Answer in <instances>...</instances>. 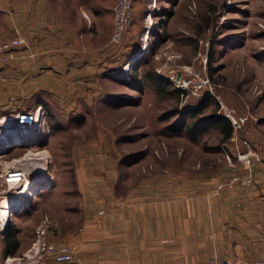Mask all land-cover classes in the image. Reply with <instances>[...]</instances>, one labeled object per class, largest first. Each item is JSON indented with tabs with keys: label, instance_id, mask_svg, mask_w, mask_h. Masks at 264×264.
Instances as JSON below:
<instances>
[{
	"label": "rangeland",
	"instance_id": "374dc122",
	"mask_svg": "<svg viewBox=\"0 0 264 264\" xmlns=\"http://www.w3.org/2000/svg\"><path fill=\"white\" fill-rule=\"evenodd\" d=\"M170 7L163 0L135 2L132 24L123 43L115 47L111 45L113 14L111 53L105 55L104 64L101 55L90 54L94 66L90 64L88 85L75 83L76 79L52 84L54 75L49 73L44 83L31 86L30 93L22 85L14 91L6 73L0 72V136L9 132L11 141L9 148L2 145L0 149V210L5 197L15 196L24 183L5 184L7 174L18 170H24L28 179L46 171L50 175L30 199L36 192L52 188L54 181L64 193L59 198L65 200V208H76L81 194L74 190L81 186L79 163L84 158H90V216L103 206L114 209L129 202L149 188L151 180L158 185L159 195L170 177L179 180L176 185L182 181L210 183L214 191L211 201L220 198V192H228L224 203L231 200L235 185L244 190L254 185L253 162L264 158V0H179L168 17L162 9ZM136 64L145 81L141 89L131 81V67ZM83 71L73 70L72 74ZM63 74L72 76L70 71ZM149 76L159 85L149 84ZM179 81L189 83L184 96L171 94L182 90ZM198 91L210 100L202 118L224 117L228 110L234 111L240 127L229 141L215 128L195 138L171 132L179 118L176 114L200 102ZM23 112L40 116L26 138L17 118L6 125L8 116ZM12 133L22 136L20 143ZM245 155L252 156L250 164L241 160ZM244 199L229 201L228 206ZM47 204V208L52 205ZM27 205L12 212L13 226L22 224ZM70 213L77 222L79 214ZM48 219L40 226H45L47 242L52 231ZM10 220L0 222V237ZM222 231L225 237L229 228ZM61 246L77 258L68 245ZM33 247L18 261L0 264L52 260L36 256Z\"/></svg>",
	"mask_w": 264,
	"mask_h": 264
},
{
	"label": "crops",
	"instance_id": "0c3cea01",
	"mask_svg": "<svg viewBox=\"0 0 264 264\" xmlns=\"http://www.w3.org/2000/svg\"><path fill=\"white\" fill-rule=\"evenodd\" d=\"M114 3L115 0H0V43L18 37L25 41L17 50L18 60L0 67V72H5L12 82V89L22 85L30 93L31 86L44 83L49 73L54 75L52 84L72 79L90 84L93 54L101 55L103 63L105 55L111 53ZM67 70L70 78L63 76ZM73 70L84 71L75 75ZM262 159L260 163L253 162L254 185L246 190L235 185L226 204L223 198L228 192H220V198L211 201L214 191L210 183L182 181V185H176L179 180L170 177L160 195L158 185L151 180L149 188L134 199L114 209L103 206L92 216L90 158L81 159V186L74 190L81 199L76 201V208H65V200L59 198L64 193L54 181L49 190L36 192L29 206L24 207L22 224L13 226L10 220L5 235H1L0 262H15L31 253L37 230L46 218L51 220L52 229L47 234L48 241L68 245L80 264H209L213 258L264 260ZM240 197L245 198L244 202L228 206L229 201L236 203ZM47 202L52 204L48 208ZM69 212L79 214L77 222L72 221ZM227 228L224 237L222 229ZM12 230L19 247L8 251L5 238ZM35 264L57 263L46 258Z\"/></svg>",
	"mask_w": 264,
	"mask_h": 264
},
{
	"label": "built area",
	"instance_id": "2783aa9c",
	"mask_svg": "<svg viewBox=\"0 0 264 264\" xmlns=\"http://www.w3.org/2000/svg\"><path fill=\"white\" fill-rule=\"evenodd\" d=\"M133 5L134 0H117L114 8L113 14L115 16V30L114 35L111 41L112 47L119 46L123 43L125 39V35L129 30L130 25L132 24L133 19ZM25 41L22 37H18L17 39L11 41H5L0 43V66H4L10 62L16 60L17 57V50L18 48L24 45ZM178 87L182 89L183 92L187 91L189 88V83L186 81H179ZM199 95V100L201 101L203 97L206 95L204 93L197 92ZM234 111L228 110L225 114V117L232 122V125L235 128H239L240 124L234 119ZM17 124L21 129L25 127L26 129L23 130L24 132L29 131L33 123H38L40 116L38 114L34 115L29 112H23L16 116ZM29 127V128H28ZM33 129V128H31ZM22 131V132H23ZM252 156L245 155L241 158L242 161L246 162L247 164L251 163ZM19 174V181L17 184L23 183L27 180V174L24 170H18ZM12 175V172L7 174ZM9 177L5 179V184H12V182H7ZM52 182V181H51ZM16 184V183H14ZM50 186V182L48 184ZM44 224L46 225L47 222L45 221ZM37 241L34 244L33 252L35 255L40 256H50L52 257L57 264H80L78 260L74 257L71 250L65 246H58L56 244H52L47 242L45 238V226L43 225L37 230ZM209 264H264V260H255L252 262H239V261H231V260H219L218 258H213Z\"/></svg>",
	"mask_w": 264,
	"mask_h": 264
},
{
	"label": "trees",
	"instance_id": "16d2710c",
	"mask_svg": "<svg viewBox=\"0 0 264 264\" xmlns=\"http://www.w3.org/2000/svg\"><path fill=\"white\" fill-rule=\"evenodd\" d=\"M136 1L141 2L142 0H134V3ZM163 1H166L171 5L169 9H165V8L162 9L164 10V12H166L168 17H171L172 9L177 5L179 0H163ZM142 65L143 63L141 64V66ZM148 79H149L148 80L149 84L159 85L156 81V78H154L153 76H149ZM131 81L133 82V84L137 86L136 89H141V86L145 82L138 72L137 64L131 67ZM158 91L162 93L163 89L161 88ZM184 93L185 92H183L182 90L171 91V94H176L177 96L180 95L184 96ZM209 108H210L209 98H203L194 108L190 109L189 111L185 113L184 112L177 113L176 115H179V118L175 126L170 128L171 132L176 134H186L191 138H195L205 134L207 131H209V129L215 128L222 135L223 137L222 139L224 141H229L233 137V133H234V127L232 125V122L229 119H227L225 116L223 117L218 115H212V116H208V118L206 117L202 118V116L205 115V112L209 110ZM189 120H191L192 122L188 123ZM15 237L16 235L13 233V230L10 231V233L6 236L5 241L8 247V251L9 248L17 249L19 247V243Z\"/></svg>",
	"mask_w": 264,
	"mask_h": 264
},
{
	"label": "bare ground",
	"instance_id": "6f19581e",
	"mask_svg": "<svg viewBox=\"0 0 264 264\" xmlns=\"http://www.w3.org/2000/svg\"><path fill=\"white\" fill-rule=\"evenodd\" d=\"M15 118H16V116H14V115L8 116L6 119H7V122H9V124H6V125L8 127L11 126V122L15 121ZM35 124L36 123H33L31 128H35L36 127ZM25 129L26 128L23 127L22 131L25 130ZM8 133L9 132L3 134L6 137L5 136H3V137L0 136V149H1L2 145H3V148H9L10 147L11 141H10V138L8 136V135H10V133L9 134ZM12 134H13V136L12 135L11 136L14 137L15 142L17 141L18 143H20L22 136L24 138H26L27 136L32 135V131H30V130L27 131V132L23 131V135L22 136H19L16 133L15 134L12 133ZM6 145H7V147H6ZM31 160H32V158H31ZM13 172H12V175L7 176V177H9V180H7V182L9 181V182H12V183H18L17 181H19V177H18L19 174H18V172L16 174L13 173ZM49 176L50 175H49L48 171H46V172H44L42 174H37V175H35V177H33L31 179L25 180L24 183L21 185V187L16 192L15 196L13 195V196L5 197V201L3 200L4 203L1 205V210H0V222L1 221H3V222L7 221L8 222L10 220L12 212L17 210L18 208H21L20 206H24L25 204H28L30 202L31 194L33 192L39 190V188H41L42 186H45V184L49 181V178H50ZM4 224L7 225V223H4Z\"/></svg>",
	"mask_w": 264,
	"mask_h": 264
}]
</instances>
